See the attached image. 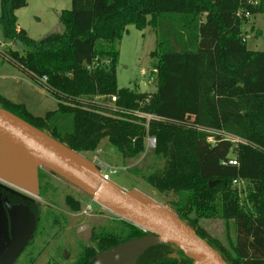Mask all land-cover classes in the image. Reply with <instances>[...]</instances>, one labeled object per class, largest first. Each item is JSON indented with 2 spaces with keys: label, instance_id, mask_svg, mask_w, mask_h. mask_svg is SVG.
<instances>
[{
  "label": "trees",
  "instance_id": "obj_1",
  "mask_svg": "<svg viewBox=\"0 0 264 264\" xmlns=\"http://www.w3.org/2000/svg\"><path fill=\"white\" fill-rule=\"evenodd\" d=\"M27 5V0H1L6 40L29 48L25 53L10 48L6 56L48 87L58 109L36 117L2 95L0 106L80 153L96 150L108 138L132 159L145 152L147 137H155L163 164L146 181L176 196L173 210L229 264H264V50L249 49L246 19L237 15L242 8L264 13V0H72V8L60 14L65 30L41 40L19 29L17 11ZM129 25L152 26L158 33L151 53L155 92L117 85L118 45ZM114 95L115 105L102 101ZM211 131L245 142L236 146L214 134L212 144ZM234 156L238 165L229 163ZM235 180L249 185L244 201ZM50 185L47 180L41 186V196L48 197ZM0 196L3 202L27 204L40 221L34 200L5 187ZM66 201L74 211L81 209L72 196ZM214 218L225 223V242L202 225ZM95 233V244L73 264H94L100 253L148 234L126 219ZM138 264L194 260L169 242L150 248Z\"/></svg>",
  "mask_w": 264,
  "mask_h": 264
},
{
  "label": "rangeland",
  "instance_id": "obj_2",
  "mask_svg": "<svg viewBox=\"0 0 264 264\" xmlns=\"http://www.w3.org/2000/svg\"><path fill=\"white\" fill-rule=\"evenodd\" d=\"M27 1L28 5L19 9L17 16L18 25L26 30L31 38L41 40L50 34L62 33L65 30V25L60 21V14L63 10L72 8V0ZM243 32L249 49L264 50V13H258L246 19ZM157 45L158 33L152 26L143 30L134 25L128 26V32L118 45L120 57L117 66V85L119 88L138 89L142 83H145L148 92L157 90L156 59L151 55ZM10 48L21 53L29 50L21 42L6 40L0 18V93L12 102L16 99L17 102L26 103L30 112L37 117L45 116L47 112L58 109L56 96L48 87L7 58L6 54ZM102 101L110 102V99ZM82 153L98 165L115 168L117 172L110 175L116 183L128 189L136 187L173 210L172 202L177 200V197L171 192H160L145 179L146 175L163 164L161 158L156 155L155 148H148L146 143L144 153L127 160L108 138H104L96 150ZM40 178L41 186L47 180L51 184L47 189L48 197L41 195L35 197L0 180V188L5 187L20 192L41 207L37 231L16 264H73L86 247L95 244L91 239L94 230L95 234H99L103 229H111L118 220L126 219L48 169H40ZM248 186L246 181L238 184L243 201L246 198ZM67 196L80 201L79 211H74L67 203ZM6 224L7 219L2 210L0 196V250L6 244ZM202 225L211 236L225 242V223L222 219L202 220Z\"/></svg>",
  "mask_w": 264,
  "mask_h": 264
},
{
  "label": "water",
  "instance_id": "obj_3",
  "mask_svg": "<svg viewBox=\"0 0 264 264\" xmlns=\"http://www.w3.org/2000/svg\"><path fill=\"white\" fill-rule=\"evenodd\" d=\"M141 89L147 90L145 83ZM40 169L56 173L137 226H148H140L148 234L100 253L94 264H138L150 248L169 242L194 264H229L176 212L137 188L107 179L95 161L0 106V180L39 197ZM4 203L7 239L0 250V264H15L33 239L38 218L27 204L12 205L7 199Z\"/></svg>",
  "mask_w": 264,
  "mask_h": 264
},
{
  "label": "built area",
  "instance_id": "obj_4",
  "mask_svg": "<svg viewBox=\"0 0 264 264\" xmlns=\"http://www.w3.org/2000/svg\"><path fill=\"white\" fill-rule=\"evenodd\" d=\"M237 15H238L239 17L244 18V19H248V18H250V17L252 16L251 12L248 11V10H246V9H244V8L240 9V10L237 12ZM244 40H245V39H244ZM44 80L46 81V77L44 78ZM117 101H118V99H117V96H116V95L110 97V102H111L110 104L115 105ZM135 114L138 115V116L146 117L148 120H150V119H152V118H157V116H155V115H153V114L144 113V112H140V111H136ZM211 132H214V131H211ZM214 134H220V135H222L223 138H225V139H227V140H231V141L234 143V145H236V146H237L239 143H241V142H245V141H244L243 139H241L240 137H237V136L232 135V134H230V133H227V132H224V131H222V132L217 131V132H214L213 135H210V136L208 137V141H209L210 143H212V144H214V143L216 142V139H215ZM146 143H147L148 148H155L156 145H157V139H156L155 137H153V136H149V137H147ZM229 163L234 164V165H238V164H239V163H238V160L236 159L235 156L232 157V158H230ZM98 166L100 167L102 174H103L107 179H111V175H110V174H115V173L117 172L115 168H109V167L104 166V165H102V164H100V165H98ZM107 170H108V171H107ZM237 182H238V181L235 180V183H237ZM239 183H240V182H239ZM239 183H237V185H238Z\"/></svg>",
  "mask_w": 264,
  "mask_h": 264
},
{
  "label": "flooded vegetation",
  "instance_id": "obj_5",
  "mask_svg": "<svg viewBox=\"0 0 264 264\" xmlns=\"http://www.w3.org/2000/svg\"><path fill=\"white\" fill-rule=\"evenodd\" d=\"M39 179L41 180V178H40V172H39ZM40 187H41V182H40ZM7 189H9V188H7ZM10 191H13V192H15L16 194H21L20 192H16L15 190H12V189H9ZM22 195V194H21ZM30 199V198H29ZM2 200V204H5L4 202H3V199H1ZM6 200V199H5ZM8 200V199H7ZM9 201V200H8ZM12 205H18V204H20V203H17V202H15V203H11ZM2 207H3V205H2ZM37 226H38V223H37ZM30 243H31V241H30ZM30 243L28 244V246L30 245ZM28 246L25 248V250L28 248ZM25 250H24V252H25ZM23 252V253H24ZM22 253V254H23ZM19 260V259H18ZM18 260H17V262H18ZM16 264V263H15Z\"/></svg>",
  "mask_w": 264,
  "mask_h": 264
},
{
  "label": "crops",
  "instance_id": "obj_6",
  "mask_svg": "<svg viewBox=\"0 0 264 264\" xmlns=\"http://www.w3.org/2000/svg\"><path fill=\"white\" fill-rule=\"evenodd\" d=\"M19 29H22L20 26H19ZM147 89H148V87H147ZM0 95H2L1 93H0ZM3 96V95H2ZM5 97V96H4ZM16 101V102H15ZM14 103H17V104H24L25 106H26V108L28 109V111L30 112V110H29V108H28V106H27V104L26 103H24V102H22V101H18L17 102V100L16 99H14V101H13ZM57 102H59L58 100H57ZM54 111V110H53ZM50 112V111H49ZM31 113V112H30ZM48 113V112H47ZM47 113H46V115H47ZM45 115V116H46ZM37 117V116H36ZM38 117H44V116H38ZM128 160V159H127ZM134 188H136V187H134ZM138 189V188H137ZM139 190V189H138Z\"/></svg>",
  "mask_w": 264,
  "mask_h": 264
},
{
  "label": "bare ground",
  "instance_id": "obj_7",
  "mask_svg": "<svg viewBox=\"0 0 264 264\" xmlns=\"http://www.w3.org/2000/svg\"><path fill=\"white\" fill-rule=\"evenodd\" d=\"M140 224H142V226H145L146 228L148 227L146 224H144V223H140ZM152 229V228H151Z\"/></svg>",
  "mask_w": 264,
  "mask_h": 264
}]
</instances>
